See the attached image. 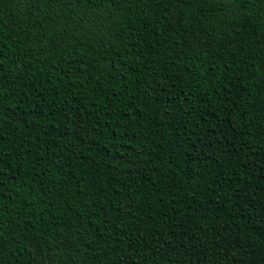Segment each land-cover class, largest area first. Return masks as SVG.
I'll return each instance as SVG.
<instances>
[{
	"label": "trees",
	"instance_id": "trees-1",
	"mask_svg": "<svg viewBox=\"0 0 264 264\" xmlns=\"http://www.w3.org/2000/svg\"><path fill=\"white\" fill-rule=\"evenodd\" d=\"M0 264H264V0H0Z\"/></svg>",
	"mask_w": 264,
	"mask_h": 264
}]
</instances>
